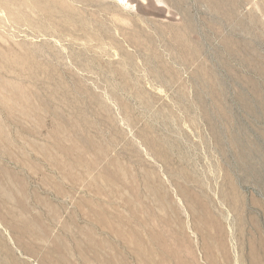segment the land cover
Here are the masks:
<instances>
[{
  "label": "rangeland",
  "instance_id": "rangeland-1",
  "mask_svg": "<svg viewBox=\"0 0 264 264\" xmlns=\"http://www.w3.org/2000/svg\"><path fill=\"white\" fill-rule=\"evenodd\" d=\"M58 121L77 125V153L93 141L87 157L100 159L88 181L65 179L37 146L55 151ZM112 160L137 176L147 202V178L170 194L202 264H211L204 240H228L233 264H252L253 242H264V0H0V166L32 188L28 202L51 224L48 240L73 248L89 225L136 264L131 246L80 206L92 199L129 217L124 196L87 186ZM49 175L67 192H55ZM3 205L0 197L5 261L10 248L21 264H44L53 243L30 242L2 220ZM152 226L162 240L183 238L177 219Z\"/></svg>",
  "mask_w": 264,
  "mask_h": 264
},
{
  "label": "bare ground",
  "instance_id": "bare-ground-1",
  "mask_svg": "<svg viewBox=\"0 0 264 264\" xmlns=\"http://www.w3.org/2000/svg\"><path fill=\"white\" fill-rule=\"evenodd\" d=\"M26 113L23 116L28 117ZM40 124L43 126V121H40ZM76 126L73 125V129L68 131L62 121H58L54 125L55 151L47 144L44 146L34 144V146L37 145L42 149L45 161H50L65 179L73 183L88 181L86 178L97 172L100 159L96 157V162H94L87 157L85 149L87 147L91 148L93 141L88 142L89 146L86 145V148H82L84 152L77 153L75 146L79 144V141L74 137ZM4 143L11 150L15 147L14 142L6 135L4 136ZM96 146H99V153H103L101 144H95ZM16 151L27 164L30 159L28 155L21 148L16 149ZM7 153L13 159L12 152L8 150ZM35 164L33 165L35 166ZM39 165V163L36 164L37 167ZM130 170L129 167H122L116 160H112L98 174L95 173L92 182L87 185L92 192L95 191L98 195L107 193L111 196H124L123 201L130 211L129 217L122 214L112 215L110 208L100 205L92 199H83L80 206L84 212L86 211V217L89 221H96L101 227L115 233L127 245L131 246L137 259L136 264H202L195 250L194 241L186 240L184 220L180 216H178L180 219L178 217L174 218L178 210L171 201L170 194L166 190L162 191V188L152 185L151 180L147 178L146 193L152 201L151 203L147 202L139 188L137 176L132 174ZM5 178L8 180L5 181ZM47 179L56 184L55 192L62 194L66 191L64 185H59L60 183L54 175L47 176ZM43 182L47 185L46 179ZM30 188L28 183L21 179L17 173L5 166H0V197L3 200V206L8 207L9 210L7 215L2 216V220L5 222L12 221V228L21 231L27 237L33 238L34 240L30 241L32 243L42 244L44 242L42 245L45 247L46 243H53L52 248L46 247L47 258H43L44 264H78L72 258L74 251L80 253L85 260V264H94V262L95 264H132L130 257L124 253L120 246L110 242V240L97 238L96 230L89 225L88 227H79V233L77 234L79 237L78 240H75V247L73 246V248L70 246L69 240H64L61 237H56L52 241L48 240L52 235L51 224L50 226L47 225L48 223L43 218L45 215L43 216L40 212L38 214L33 213L34 208L28 202L31 197L29 195L31 194ZM36 196L38 201H47L46 198L44 199L38 194ZM53 203L45 205L52 210L55 220H57L58 209L56 210ZM147 208L154 211L153 216L148 215ZM72 216L71 219L74 218ZM155 219H161L162 223L169 227H172L174 220L177 219L180 224V234L183 235V238L179 240H162V232H158L152 226ZM55 223L57 224V222ZM64 229L66 228L64 227ZM73 233L75 234V232ZM77 235L75 234V238ZM1 238L0 264H21L10 248H7L4 252L9 259V262L5 261L3 251L6 249V243ZM16 241L18 244L25 246L26 251L32 250L31 246L24 240ZM229 248L231 247H229L228 240H204L205 252L203 251L204 254H202L211 264H233L235 256ZM258 249L261 250V253ZM251 259L252 264L264 263V242H261L260 248L257 247L255 241L253 242Z\"/></svg>",
  "mask_w": 264,
  "mask_h": 264
}]
</instances>
